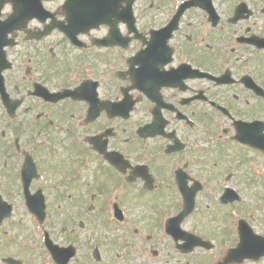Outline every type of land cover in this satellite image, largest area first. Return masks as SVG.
<instances>
[{"label": "flooded vegetation", "instance_id": "1", "mask_svg": "<svg viewBox=\"0 0 264 264\" xmlns=\"http://www.w3.org/2000/svg\"><path fill=\"white\" fill-rule=\"evenodd\" d=\"M64 1L43 0L3 47L5 200L15 186L25 206L26 159L30 192L59 212L95 211L110 195L115 204L119 186L146 212L147 202L166 208L167 194L181 207V189H198L208 210L264 187V0H123L132 15L120 18L117 7L115 32L51 27L68 23ZM223 229L201 237L215 248L237 244Z\"/></svg>", "mask_w": 264, "mask_h": 264}, {"label": "rangeland", "instance_id": "2", "mask_svg": "<svg viewBox=\"0 0 264 264\" xmlns=\"http://www.w3.org/2000/svg\"><path fill=\"white\" fill-rule=\"evenodd\" d=\"M7 197L9 202L15 203L12 218L7 220L0 229V259L3 256H13L22 260L23 264H54L42 243V230L34 221L31 215L22 208L19 194L14 193ZM256 193H245V204L238 202L235 207L239 211H235L232 219L230 214L226 215L224 210L213 206L209 210H204V206H200L195 214L188 217L183 223V228L188 231H194L202 236L218 235L224 236L223 227L219 224L222 217H227L231 225L236 219L244 218L250 222L254 231L264 233V187L257 189ZM161 196V195H160ZM168 197V198H167ZM163 196L167 201L165 205L168 213L175 210L172 206L175 203L174 196L167 194ZM150 206L151 212L134 211L133 214L140 216L144 220L143 227L154 231V237L147 247L142 250L138 240H130L126 245L118 244L121 241L116 240L119 236L130 234L128 229L123 235L119 231L109 232L104 228L105 214L103 210H96L94 213L80 212H48L45 228L50 232L52 239L62 245L74 244L77 247L78 254L70 262V264H115V253L118 251L120 262L117 264H211L214 261L213 253L195 249L191 253L180 254L173 245L169 244L165 238L158 237V225L151 221V217L157 223H161L163 218L158 214L157 207L152 203H146ZM223 212V215H222ZM204 214V215H203ZM147 215L145 218L144 216ZM203 215V216H202ZM83 216L86 219V227L81 229L77 225V217ZM145 218V219H144ZM199 224L196 227V222ZM228 222V223H229ZM212 225V226H211ZM211 226V227H210ZM231 235H235L231 233ZM132 236V235H128ZM236 236V235H235ZM133 241V243H131ZM101 247V261H95L92 257L93 248L97 243ZM115 244H118L115 246ZM227 243H220V246H227ZM152 249L161 251L157 256H152ZM1 264V263H0ZM264 264V260L254 263Z\"/></svg>", "mask_w": 264, "mask_h": 264}, {"label": "water", "instance_id": "3", "mask_svg": "<svg viewBox=\"0 0 264 264\" xmlns=\"http://www.w3.org/2000/svg\"><path fill=\"white\" fill-rule=\"evenodd\" d=\"M9 214V210H7V211H4V214H3V216H5V215H8ZM9 261V260H8Z\"/></svg>", "mask_w": 264, "mask_h": 264}]
</instances>
